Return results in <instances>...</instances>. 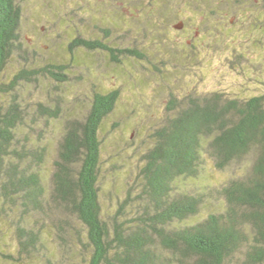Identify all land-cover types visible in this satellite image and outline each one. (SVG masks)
Instances as JSON below:
<instances>
[{
    "label": "trees",
    "instance_id": "obj_1",
    "mask_svg": "<svg viewBox=\"0 0 264 264\" xmlns=\"http://www.w3.org/2000/svg\"><path fill=\"white\" fill-rule=\"evenodd\" d=\"M187 1L252 81L241 91L171 95L132 180L117 190L121 167L104 168L101 152L119 90L89 82L95 94L78 115L61 94L45 100L39 78L62 88L76 66L38 61L24 45L26 0H0V240L13 233L26 260L57 241L85 264H264V0ZM77 47L106 49L74 36L70 56ZM243 161V171L234 166ZM211 169L226 174L211 179Z\"/></svg>",
    "mask_w": 264,
    "mask_h": 264
},
{
    "label": "rangeland",
    "instance_id": "obj_2",
    "mask_svg": "<svg viewBox=\"0 0 264 264\" xmlns=\"http://www.w3.org/2000/svg\"><path fill=\"white\" fill-rule=\"evenodd\" d=\"M159 2H166L168 10L158 11ZM186 2L26 0L23 6L22 34L27 41L24 45L38 54L37 60L43 62L53 58L55 62H71L76 66L72 71L76 77L72 76L62 88L51 89L55 86L53 83L46 84L39 78L38 94L41 93L45 100H49L50 93L61 94L65 105L72 107L78 115L83 110L86 112L95 94L90 91L89 82L93 81L107 90H119L115 109L103 126L101 152L104 168L110 163L121 167L120 172L113 174L117 190L132 180L131 169L139 162L140 153L145 151L151 127L164 115V104L171 95L222 91L226 86L241 91L246 83L252 81L250 72L241 75L231 67V49L215 38V30L206 25L207 18L193 11ZM226 26L230 30L233 28ZM223 29L227 30L226 27ZM74 36L98 40L106 45V49L77 47L70 56L67 49ZM109 48L114 49L113 53ZM123 48L137 49L143 56L125 55L118 51ZM248 56L251 57L250 54ZM15 67L11 64L12 70ZM59 125H55L52 134H56ZM245 164L243 161L234 166L243 171ZM211 170L213 174L207 176L211 179L226 174ZM107 175V181H110V173ZM7 234L5 244L0 240V264H17L5 259L1 253H10L13 258L21 257L22 264H58L65 259L68 264H85L80 255L76 256L75 247L70 246L69 249L57 241L49 245V255L47 250H41L39 254L43 253V258L35 256L26 260L17 252L13 233Z\"/></svg>",
    "mask_w": 264,
    "mask_h": 264
},
{
    "label": "bare ground",
    "instance_id": "obj_3",
    "mask_svg": "<svg viewBox=\"0 0 264 264\" xmlns=\"http://www.w3.org/2000/svg\"><path fill=\"white\" fill-rule=\"evenodd\" d=\"M160 76V75H159Z\"/></svg>",
    "mask_w": 264,
    "mask_h": 264
}]
</instances>
